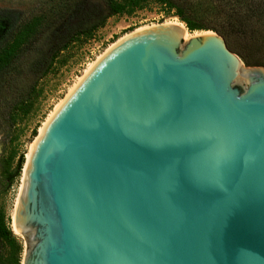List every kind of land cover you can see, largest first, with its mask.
<instances>
[{
  "label": "water",
  "instance_id": "95a60500",
  "mask_svg": "<svg viewBox=\"0 0 264 264\" xmlns=\"http://www.w3.org/2000/svg\"><path fill=\"white\" fill-rule=\"evenodd\" d=\"M184 27L123 36L50 116L20 264H264V67Z\"/></svg>",
  "mask_w": 264,
  "mask_h": 264
},
{
  "label": "trees",
  "instance_id": "16d2710c",
  "mask_svg": "<svg viewBox=\"0 0 264 264\" xmlns=\"http://www.w3.org/2000/svg\"><path fill=\"white\" fill-rule=\"evenodd\" d=\"M88 1L60 0V8L48 20L39 25L31 21L19 23L0 37V121L6 122L7 135L18 120L31 112L41 93L39 81L52 70L60 54L91 37L112 15L130 14L154 3L177 17L190 32L213 30L226 42L245 39L264 49V33L259 28L261 23L264 25V0H95L90 8L80 9ZM77 8L83 16L74 22ZM5 20L0 15V23ZM234 52L248 66L263 64L248 60L240 47ZM21 164L20 158L7 173L6 185L19 174ZM22 252V241L0 208V264H20Z\"/></svg>",
  "mask_w": 264,
  "mask_h": 264
},
{
  "label": "rangeland",
  "instance_id": "374dc122",
  "mask_svg": "<svg viewBox=\"0 0 264 264\" xmlns=\"http://www.w3.org/2000/svg\"><path fill=\"white\" fill-rule=\"evenodd\" d=\"M94 1H88L80 9L90 8V3ZM58 8H60V0H0V15L6 18L0 23V37L6 36L10 30L25 21L36 22L39 25L40 22L48 20ZM80 9L77 8L73 14L74 22H78L83 16ZM252 18L258 19L255 15ZM173 21H179V19L171 13H166L161 6L154 3L130 14L110 16L104 26L98 28L91 37L72 44L60 54L52 70L39 81L41 93L31 112L17 121V124L10 129V135L6 133L8 130L6 122L0 121V208H3L10 227L13 228V209L20 190L22 168L27 159L29 147L38 137L39 130L49 114L85 74L89 66L117 40L142 27ZM260 25L259 28L264 33V25L262 23ZM206 31L214 32L213 30H196L192 33ZM245 41L247 42L245 39L236 38L226 44L232 52L235 48H242L248 60L263 62L261 65L249 66L264 67V49L256 48V44L251 41L247 43ZM234 53L238 56L236 52ZM20 158L22 164L19 174L9 185H6L7 173L15 168ZM16 235L21 239L24 251L25 240L19 234Z\"/></svg>",
  "mask_w": 264,
  "mask_h": 264
},
{
  "label": "bare ground",
  "instance_id": "6f19581e",
  "mask_svg": "<svg viewBox=\"0 0 264 264\" xmlns=\"http://www.w3.org/2000/svg\"><path fill=\"white\" fill-rule=\"evenodd\" d=\"M171 23H179L182 27H184L185 25L183 24V23H181V22H179V21H173V22H171ZM184 29H185V27H184ZM185 33L190 37V36H192V35H196V34H202V33H192V32H189L187 29L185 30ZM203 33H205V32H203ZM101 56V55H100ZM100 56L98 57V58H100ZM97 58V59H98ZM95 63V61L89 66V68L86 70V72L92 67V65ZM85 72V73H86ZM82 78V77H81ZM81 78H79L78 80H80ZM77 84V83H76ZM75 84V85H76ZM74 85V86H75ZM73 86V87H74ZM73 87L70 89V91L73 89ZM69 91V92H70ZM68 92V93H69ZM63 100H61V102H62ZM61 102H59L58 104H57V106L55 107V109L49 114V116H48V118L46 119V121L43 123V126L40 128V130H39V134L41 133V131H42V129H43V127H44V125L46 124V122L48 121V119L50 118V116L53 114V112L58 108V106L61 104ZM37 139V138H36ZM35 142V141H34ZM34 142L30 145V147H29V151H28V153H27V158H28V155H29V153H30V151H31V149L33 148V146H34ZM13 220V219H12ZM13 224V223H12Z\"/></svg>",
  "mask_w": 264,
  "mask_h": 264
}]
</instances>
